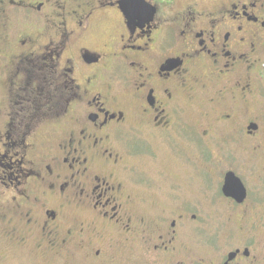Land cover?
<instances>
[{"label": "flooded vegetation", "instance_id": "flooded-vegetation-1", "mask_svg": "<svg viewBox=\"0 0 264 264\" xmlns=\"http://www.w3.org/2000/svg\"><path fill=\"white\" fill-rule=\"evenodd\" d=\"M249 152L264 0H0V202L30 224L15 264H264V170L255 196L238 166L217 198L184 195L211 186L215 153Z\"/></svg>", "mask_w": 264, "mask_h": 264}, {"label": "rangeland", "instance_id": "rangeland-1", "mask_svg": "<svg viewBox=\"0 0 264 264\" xmlns=\"http://www.w3.org/2000/svg\"><path fill=\"white\" fill-rule=\"evenodd\" d=\"M4 96V92H1ZM186 116H189L190 118H193L197 113L194 111V108H190L189 110H186L185 113ZM184 141H179L180 145L185 146ZM191 147V146H190ZM255 153L249 152L246 154L243 159V168H241V163L238 164L237 157L236 156H219L217 153H215L213 156H211V163H213V169L215 170L216 176H207V181L211 183V186L208 185L204 187H196L194 186H188L184 189V195L186 196V199H193L192 197L198 196V191L202 190L203 195L204 193L211 195L215 198L219 195L218 190V180L221 177V173L225 172L229 168H236L238 172H242L245 175H247L246 178V184H248L251 195L255 196L257 195L256 192L260 189L258 186V181L260 180V183L262 184V177L261 173L264 170V158L259 159V156L254 155ZM262 156V155H261ZM224 159V160H223ZM232 160V161H231ZM168 165V164H167ZM243 169V170H242ZM214 170H211L214 172ZM213 180V182H212ZM264 183V179H263ZM203 185V184H202ZM220 186V184H219ZM154 202H157L156 199H152ZM18 209L16 204H12L10 202L1 201L0 202V264H15L14 260L22 262L24 260L21 256L23 254L22 251H11V252H5L7 247V243L11 245L10 249H16L19 247V244H22L23 241H21V238L19 240L20 234H24L26 230H23L26 227H29L26 219L28 220L27 210L23 207L19 206ZM252 207V206H251ZM250 208V207H249ZM251 209V208H250ZM259 210L262 212V206H257L255 211ZM61 215L62 217L67 220L70 219V213L72 210L68 208L66 205H62L61 208ZM39 211L38 213H40ZM34 214V213H33ZM29 215V214H28ZM33 217L36 219H39V216L33 215ZM41 217V215H40ZM215 220L214 225L217 226V224H220V227H228V219H224V217H219L218 219H210V221ZM42 222V220H40ZM26 224V225H25ZM7 237H9V241L7 242ZM264 238V237H262ZM39 244L43 245L45 244V241H39ZM31 248V247H30ZM37 256H35L34 260L28 258L31 262L34 261L35 264H56V262H53L51 259L47 258L44 253H37ZM26 259V258H25ZM13 260V261H12ZM25 264H28L29 261H25ZM68 264V261H64L61 264ZM33 263V264H34Z\"/></svg>", "mask_w": 264, "mask_h": 264}, {"label": "water", "instance_id": "water-1", "mask_svg": "<svg viewBox=\"0 0 264 264\" xmlns=\"http://www.w3.org/2000/svg\"><path fill=\"white\" fill-rule=\"evenodd\" d=\"M223 193L229 197L241 198V200H243L247 194L243 184L234 174H228L223 187Z\"/></svg>", "mask_w": 264, "mask_h": 264}]
</instances>
